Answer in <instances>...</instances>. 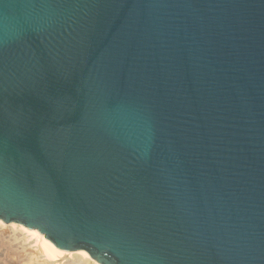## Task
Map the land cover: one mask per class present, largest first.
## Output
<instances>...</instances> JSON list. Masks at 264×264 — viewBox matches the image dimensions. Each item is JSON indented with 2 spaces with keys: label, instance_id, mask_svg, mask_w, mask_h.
Wrapping results in <instances>:
<instances>
[{
  "label": "water",
  "instance_id": "1",
  "mask_svg": "<svg viewBox=\"0 0 264 264\" xmlns=\"http://www.w3.org/2000/svg\"><path fill=\"white\" fill-rule=\"evenodd\" d=\"M0 222L264 264V0H0Z\"/></svg>",
  "mask_w": 264,
  "mask_h": 264
},
{
  "label": "bare ground",
  "instance_id": "2",
  "mask_svg": "<svg viewBox=\"0 0 264 264\" xmlns=\"http://www.w3.org/2000/svg\"><path fill=\"white\" fill-rule=\"evenodd\" d=\"M1 245H7L8 254L11 257L17 256L16 259L19 258L18 256L27 258L34 254L50 261L52 264H56L55 260H57V264H99L88 256L85 251L63 252L36 229L29 230L23 225L19 223L15 224L14 222L7 223L6 225L0 222ZM63 259L66 262L61 263Z\"/></svg>",
  "mask_w": 264,
  "mask_h": 264
},
{
  "label": "rangeland",
  "instance_id": "3",
  "mask_svg": "<svg viewBox=\"0 0 264 264\" xmlns=\"http://www.w3.org/2000/svg\"><path fill=\"white\" fill-rule=\"evenodd\" d=\"M8 250V246H0V264H52L50 261H47L46 259L40 258L39 256H35L34 254L29 257H20L16 259L17 256H10ZM26 258V259H25ZM29 258V259H28ZM68 258V257H67ZM24 259V260H23ZM66 262L65 259L61 261V263ZM57 264V260H55Z\"/></svg>",
  "mask_w": 264,
  "mask_h": 264
}]
</instances>
